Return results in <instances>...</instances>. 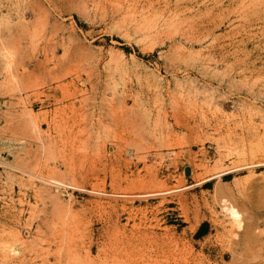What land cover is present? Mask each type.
Returning <instances> with one entry per match:
<instances>
[{
	"label": "rangeland",
	"instance_id": "obj_1",
	"mask_svg": "<svg viewBox=\"0 0 264 264\" xmlns=\"http://www.w3.org/2000/svg\"><path fill=\"white\" fill-rule=\"evenodd\" d=\"M0 264H264V0H0Z\"/></svg>",
	"mask_w": 264,
	"mask_h": 264
},
{
	"label": "bare ground",
	"instance_id": "obj_2",
	"mask_svg": "<svg viewBox=\"0 0 264 264\" xmlns=\"http://www.w3.org/2000/svg\"><path fill=\"white\" fill-rule=\"evenodd\" d=\"M43 181H46V180H44V179H42ZM13 251H15V249L13 250Z\"/></svg>",
	"mask_w": 264,
	"mask_h": 264
}]
</instances>
